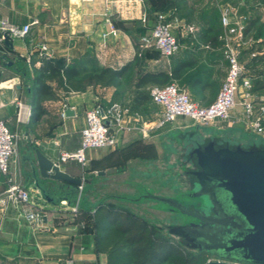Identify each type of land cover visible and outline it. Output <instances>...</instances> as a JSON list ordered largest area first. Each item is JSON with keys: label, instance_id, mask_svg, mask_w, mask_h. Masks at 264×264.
<instances>
[{"label": "crops", "instance_id": "crops-1", "mask_svg": "<svg viewBox=\"0 0 264 264\" xmlns=\"http://www.w3.org/2000/svg\"><path fill=\"white\" fill-rule=\"evenodd\" d=\"M169 1L145 0L142 4L137 0H0V16L9 21L22 26L37 19L31 24L27 34L14 36L13 46L5 39H0V118L7 122L9 128H18L19 112L22 110L26 128L23 132V147L21 145L18 154L11 160L9 171L4 173L0 170V264H109L107 253L97 250L95 234L82 235L72 223L59 226L51 212H45L43 224L37 226L27 221L25 205L5 201V190L13 182L32 189L36 206L44 209L56 206L48 201L46 203L39 189L34 187L31 160L27 156L34 157L35 149L39 148L48 158L60 162L62 152L79 146L81 132L86 125V112L94 103L91 97L94 86L67 92L57 81H50L58 98L43 101L42 105L47 113L35 124L32 122L31 113L35 101L31 75L35 74V66L42 64L38 63L37 47L40 42H46L53 50L54 61L65 64L90 65L97 62L121 67L130 63L127 74L132 78L130 83L123 80L119 88L95 87L104 92L105 104L113 103L112 106L120 109L125 122L135 126L122 133L119 140L125 145L139 140L151 142L154 138H162L169 131L187 127L190 133L196 131L193 133L196 141L217 138L220 142L240 144L245 148L264 144V135L251 129L250 117L242 106H236L228 120L200 125L195 122L189 125L187 119L177 118L163 127L149 129L160 115L162 107L158 105V112L153 115L145 110L148 101L135 102L137 90L150 89L155 84L150 82L137 86L136 82L142 71L165 70L171 73L177 63L190 61L173 81L184 85L193 100L208 105L216 99L228 69L225 54L227 40L220 36L223 31L221 21L210 20L221 0H177L180 21L174 31L179 48L170 56L141 42V36L152 31L156 22V10L165 7ZM239 9L242 14L250 16L255 8H250L245 2ZM144 11L148 12L146 21L142 18ZM194 15L200 21L192 20ZM107 18L112 21L114 28ZM184 23L196 25V30L187 31ZM216 28H220L218 36L215 35ZM258 46H262L261 50H258ZM254 50L261 53L264 45L256 43ZM29 54L32 58L31 65L27 61ZM17 57L20 60L12 64L3 62L4 59L8 61ZM259 69L258 64L254 69L246 67V72L254 75ZM28 71L31 72L30 76ZM261 77L264 78V74ZM116 90L125 95L119 101L115 99ZM253 92L257 99H264V87ZM67 108L73 114L68 115ZM63 111L65 115L62 114ZM103 149L105 148L89 150V160L85 165L102 160L106 156ZM71 162L60 163L61 169L80 177L73 170ZM58 183L49 182L50 187H55L54 195H66L71 186L66 184L61 190L57 187Z\"/></svg>", "mask_w": 264, "mask_h": 264}, {"label": "water", "instance_id": "water-1", "mask_svg": "<svg viewBox=\"0 0 264 264\" xmlns=\"http://www.w3.org/2000/svg\"><path fill=\"white\" fill-rule=\"evenodd\" d=\"M5 41L13 46L8 33ZM19 60L17 57L3 62L12 64ZM66 113L70 115L73 111L67 108ZM194 141L189 158L197 164V169L190 171L196 180L187 196L201 205L191 209L188 201L175 197L152 193L146 197L194 218L184 224L169 225L168 232L181 237L189 250L222 259L210 260L208 264H264V144L245 148L217 138ZM27 158L31 160L34 187L45 200L57 206L69 195H79L81 177L62 170L39 148L35 149L34 157ZM52 181H58L61 190L66 184L71 189L66 195H54L55 187L49 186Z\"/></svg>", "mask_w": 264, "mask_h": 264}, {"label": "built area", "instance_id": "built-area-1", "mask_svg": "<svg viewBox=\"0 0 264 264\" xmlns=\"http://www.w3.org/2000/svg\"><path fill=\"white\" fill-rule=\"evenodd\" d=\"M137 1L142 4L145 3V0ZM240 5L241 3L232 1H224L220 5V21L223 27L220 36L227 40L225 54L228 58V69L216 99L208 105H202L193 100L187 89L181 87L176 81L153 84L150 87V96L157 105L162 107V111L149 126V129L163 127L179 117L191 118L199 124L228 120L231 118L232 110L237 105V100H239V92L243 88L240 103L244 112L250 117L249 125L255 133L264 135V99H257L254 96L251 89L252 78L246 72L245 63L241 60L240 52L234 45L235 41H232L235 35L240 36L243 34L249 17V14L239 12ZM142 18L145 21L147 20V11L143 12ZM107 20L114 28L112 21L108 18ZM36 21L37 19L33 20V22ZM179 21L176 6L169 10L158 11L152 31L142 35L141 42L146 46L157 48L165 56H170L179 48L178 38L174 31ZM33 22H27L19 26L9 21L8 18L0 16V39H6L7 33L12 41L14 36H24L29 32ZM183 25L189 32L196 30V25L192 23H184ZM37 52L38 63H42L43 60L53 56V50L46 42L38 44ZM27 61L29 65L32 64L31 54L27 56ZM120 113V109L115 105L108 110L102 104H96L87 110L86 125L82 129L79 146L62 152L58 164L70 161L86 164L89 160V150L116 145L122 133L135 128L132 124H127L123 114ZM62 114L65 115L66 113L63 111ZM23 115L24 113L21 110L19 112L20 120L24 118ZM18 151L19 147L15 134L11 131L7 122L0 118V170L2 172L7 173L9 171L10 162L18 154ZM69 197V199L62 200L61 205L77 211L78 197L76 195ZM5 199L7 203L25 205L27 207L25 216L30 223L37 226L43 224L46 213L44 208L36 206L33 202L31 188L12 182L5 190Z\"/></svg>", "mask_w": 264, "mask_h": 264}, {"label": "rangeland", "instance_id": "rangeland-1", "mask_svg": "<svg viewBox=\"0 0 264 264\" xmlns=\"http://www.w3.org/2000/svg\"><path fill=\"white\" fill-rule=\"evenodd\" d=\"M224 1L241 4L247 2L250 8H254L253 0H221L218 5L219 11L215 10L218 18L220 16V5ZM251 12L250 15L255 16L259 14L261 16V14H264V8H255ZM249 18H247L246 24ZM192 20L195 22L200 21L196 15L192 16ZM261 29L260 23L255 27L253 33H246L244 29L242 35H235L232 39V41H235L234 45L239 50L241 60L247 68L250 56L258 54V51L254 49L257 41H259L256 33ZM260 49L261 47L258 46V50ZM258 64L260 65V69L264 70V62H258ZM131 81V77L126 79V83H130ZM261 82L264 84V79ZM254 83L255 79L253 76L252 90ZM179 85L184 87L181 83ZM241 91L239 92V100H237L236 105L239 107L242 106L240 103ZM103 93L102 90L93 88L91 92L94 102L93 106L102 104L106 109L110 110L113 103L105 104ZM124 96V93L120 92L119 96L115 97V99L119 101ZM158 109V105L152 99H149L145 110L149 114L156 115ZM178 119H187L189 125L196 122L187 117H179ZM18 121V128L13 129L10 126V129L15 134L20 149L21 145L23 147L24 144L23 132L26 128H24L25 123H23V119ZM162 136V138H154L155 140H152L154 142L148 141L145 143L139 140L141 143L133 144L135 142H132L128 145L119 140L116 145L103 149L106 156L102 160L95 161L89 165L72 161L71 163L74 165L73 170L78 172L83 180L81 191L79 195H76L78 197L77 211L66 208L61 204L52 206V209L50 206V208H46L44 211L47 213L51 212L55 219H57L59 226L72 223L77 226L82 235H94L93 213L96 204L104 201L105 203L123 205L144 217L153 225L161 227L166 235L183 243L184 240L181 237L172 236L168 232V226L172 224H184L189 220L193 221V217L172 209L166 203L148 198L146 195L152 193L188 199L187 194L192 190L193 181L196 180L190 171L197 169V164L195 160L189 158V151L195 145V139L190 135L188 127L169 131ZM54 190L56 192V189ZM45 202L47 203V200ZM45 202L42 203L44 204ZM210 260L222 259L210 254L206 264Z\"/></svg>", "mask_w": 264, "mask_h": 264}, {"label": "trees", "instance_id": "trees-1", "mask_svg": "<svg viewBox=\"0 0 264 264\" xmlns=\"http://www.w3.org/2000/svg\"><path fill=\"white\" fill-rule=\"evenodd\" d=\"M253 7L264 8V0H253ZM176 6L179 8L177 0H170L169 3L157 9L169 10ZM264 14L250 15L245 26L246 33H253L257 25L261 23L262 29L256 33L260 38L257 43L264 45ZM220 20L215 10H213L210 20L213 22ZM214 29V27H212ZM220 28H216V36ZM262 47V46H260ZM261 50V49H260ZM258 62H264V50L254 56H250L248 68H257ZM190 61H181L172 69L171 73L165 70H144L140 73L136 82L137 86L147 83L165 84L178 78L186 65ZM130 63H125L121 67H112L93 62L90 65L79 63L65 64L47 58L43 60L39 67L35 66V74L29 76L33 79L34 85V105L31 113V120L35 124L47 113L42 102L45 100L57 99V93L51 87L50 81H57L58 85H63L66 91L85 90L89 86H115L119 88L123 80L130 78L127 76L130 70ZM264 70L259 69L254 75L253 90L264 87L261 75ZM120 91H115V97ZM151 99L150 89H140L135 92V102L143 103ZM141 143L137 141L133 144ZM132 144V145H133ZM96 247L99 252H105L108 256L109 264H206L209 253L195 252L186 248L181 242L176 241L166 235L161 227L153 225L144 217L136 214L123 205L99 202L95 206L93 213Z\"/></svg>", "mask_w": 264, "mask_h": 264}, {"label": "flooded vegetation", "instance_id": "flooded-vegetation-1", "mask_svg": "<svg viewBox=\"0 0 264 264\" xmlns=\"http://www.w3.org/2000/svg\"><path fill=\"white\" fill-rule=\"evenodd\" d=\"M195 181V180H194ZM188 197V196H187ZM177 199H180V200H182V201H188V206L192 209V208H194L196 205L197 206H200L201 205V202L200 201H196V200H194L193 198H190V197H188V199H181V198H177ZM171 207V206H170ZM173 209V208H172ZM174 210H176V211H178V209H174ZM193 220H194V218H193ZM189 221H192V220H189ZM189 221H187V222H189ZM186 222V223H187Z\"/></svg>", "mask_w": 264, "mask_h": 264}]
</instances>
